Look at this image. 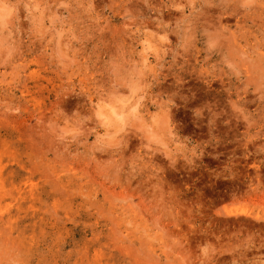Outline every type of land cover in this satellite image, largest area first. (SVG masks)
Returning <instances> with one entry per match:
<instances>
[{
	"label": "rangeland",
	"instance_id": "374dc122",
	"mask_svg": "<svg viewBox=\"0 0 264 264\" xmlns=\"http://www.w3.org/2000/svg\"><path fill=\"white\" fill-rule=\"evenodd\" d=\"M0 264H264V0H0Z\"/></svg>",
	"mask_w": 264,
	"mask_h": 264
}]
</instances>
